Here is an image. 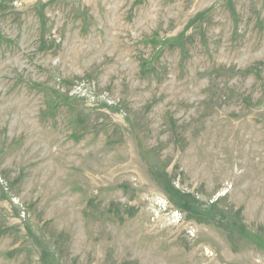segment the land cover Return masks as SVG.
I'll return each mask as SVG.
<instances>
[{
	"label": "rangeland",
	"instance_id": "obj_1",
	"mask_svg": "<svg viewBox=\"0 0 264 264\" xmlns=\"http://www.w3.org/2000/svg\"><path fill=\"white\" fill-rule=\"evenodd\" d=\"M0 264H264V0H0Z\"/></svg>",
	"mask_w": 264,
	"mask_h": 264
}]
</instances>
